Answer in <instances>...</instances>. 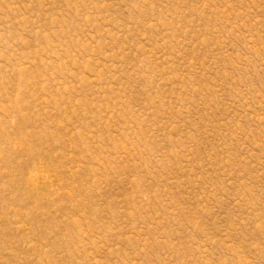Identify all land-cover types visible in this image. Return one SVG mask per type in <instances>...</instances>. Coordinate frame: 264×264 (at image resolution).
Listing matches in <instances>:
<instances>
[{"label":"rangeland","instance_id":"374dc122","mask_svg":"<svg viewBox=\"0 0 264 264\" xmlns=\"http://www.w3.org/2000/svg\"><path fill=\"white\" fill-rule=\"evenodd\" d=\"M0 264H264V0H0Z\"/></svg>","mask_w":264,"mask_h":264}]
</instances>
